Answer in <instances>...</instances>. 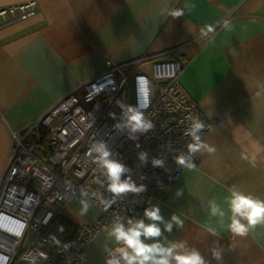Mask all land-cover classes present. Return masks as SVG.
I'll list each match as a JSON object with an SVG mask.
<instances>
[{
  "label": "crops",
  "instance_id": "crops-1",
  "mask_svg": "<svg viewBox=\"0 0 264 264\" xmlns=\"http://www.w3.org/2000/svg\"><path fill=\"white\" fill-rule=\"evenodd\" d=\"M28 1H34L35 14L0 15V182L15 144L12 132L24 139L31 124L102 72L107 60L166 52L162 57L183 64L181 82L212 123L203 140L216 152L197 153L196 168L184 169L153 203L166 219L172 213L184 219L182 229L165 235L186 241L209 264H264V224L234 236L208 214L210 199L227 209L223 198L233 186L264 198V0H0V5ZM166 7L185 14L162 16ZM206 25L214 31L204 36ZM137 71L151 74V63ZM177 189L182 196H175ZM83 198L74 197L60 213L75 228L100 214L92 203L80 216ZM210 227L219 235L209 233ZM106 240L103 230L88 244V264H105ZM213 247L222 249L221 261L212 256Z\"/></svg>",
  "mask_w": 264,
  "mask_h": 264
},
{
  "label": "built area",
  "instance_id": "built-area-1",
  "mask_svg": "<svg viewBox=\"0 0 264 264\" xmlns=\"http://www.w3.org/2000/svg\"><path fill=\"white\" fill-rule=\"evenodd\" d=\"M7 14L12 18L29 17L35 14L34 1L0 5V15ZM165 54H145L120 63L107 60L102 72L78 87L83 89L81 99L71 91L27 128L24 139L12 132L15 144L0 182V264H30L37 249L46 252L48 259L36 256L35 264H88V244L114 215L125 220L141 218L144 208L179 179L184 169L177 167L174 157L187 151L190 137L183 133L190 123L188 117H199L206 125L202 140L212 123L204 120L197 102L181 82L183 64L177 58L162 57ZM147 62L151 63V74L137 71ZM138 76L147 77L154 90L145 112L154 128L136 133L138 139L132 140L126 128L118 130L114 125L120 122L122 111L117 100L137 103ZM29 136L33 141L28 144L25 139ZM96 141L105 142L113 157L131 169L133 181L146 186L144 192L117 198L107 208L100 204L101 194L112 197L106 191L105 177L89 155ZM140 151H147V164L139 160ZM153 157L165 158L166 167H154ZM170 163L174 164L172 169L168 168ZM81 187L88 191L86 198L100 214L95 222L79 226L67 241L60 213L74 197L81 196ZM59 226H63V232ZM29 233L33 237L25 244Z\"/></svg>",
  "mask_w": 264,
  "mask_h": 264
},
{
  "label": "clouds",
  "instance_id": "clouds-1",
  "mask_svg": "<svg viewBox=\"0 0 264 264\" xmlns=\"http://www.w3.org/2000/svg\"><path fill=\"white\" fill-rule=\"evenodd\" d=\"M184 9L166 7L161 11L162 16H171L179 18L183 16ZM224 27L231 29L229 21H224ZM202 35L214 31L212 25H206L201 30ZM151 81L144 76L136 78V96L137 103L126 104L123 100H117V105L121 108L120 122L114 127L118 130L126 128L128 136L132 140H137L136 133H147L154 128V123L149 119L145 112L150 106L151 96L153 94ZM115 118V113H111ZM189 126L184 130V135L190 137L186 144L187 151L179 152L175 157L177 167L194 170L196 164L193 157L197 153L207 152L214 154L216 147L210 145L201 138V133L206 125L199 117H188ZM140 147L139 144L136 145ZM89 155L93 162L98 166L106 180V191L111 194V199L102 194L98 197L101 205L105 208L122 196L129 193L139 195L146 190L144 184H137L133 181L130 173L131 169L121 160L113 157L112 151L103 141H96L91 145ZM243 159H249L243 153ZM138 158L142 164H147L149 157L147 151H140ZM253 167L256 166L255 158L249 160ZM151 164L154 167H166V160L163 157H153ZM128 174V175H126ZM81 196L85 197L79 201V215L85 216L93 207L92 203L86 198L88 191L81 187ZM183 195L182 189H177L175 196ZM223 203L227 209L216 199L208 200V214L216 218V222L221 229L227 230L234 236H247L258 224H264V198H260L251 193L242 191L239 187L233 186L228 189V195L223 198ZM227 217V223L225 218ZM182 229L184 219L177 213H172L170 218L162 215L158 204H151L143 210L141 218H122L119 214L114 215L111 223L104 229L107 240L103 246L105 255V264H209L204 256L195 247H190L183 240H168L165 233L171 234L173 228ZM59 231L63 232V226H59ZM212 235H219L216 228L208 229ZM59 243V241H57ZM69 245L66 244L65 247ZM212 256L217 260H222V249L213 247ZM48 259L46 252L37 249L34 255L30 257V264H35V258Z\"/></svg>",
  "mask_w": 264,
  "mask_h": 264
},
{
  "label": "trees",
  "instance_id": "trees-1",
  "mask_svg": "<svg viewBox=\"0 0 264 264\" xmlns=\"http://www.w3.org/2000/svg\"><path fill=\"white\" fill-rule=\"evenodd\" d=\"M60 222L65 226L66 228V232H65V235H66V239L67 241H71L75 232L77 231L75 228L74 225H72L71 223L67 222V221H64L62 219H60Z\"/></svg>",
  "mask_w": 264,
  "mask_h": 264
},
{
  "label": "rangeland",
  "instance_id": "rangeland-1",
  "mask_svg": "<svg viewBox=\"0 0 264 264\" xmlns=\"http://www.w3.org/2000/svg\"><path fill=\"white\" fill-rule=\"evenodd\" d=\"M82 94H83V89H77L76 91H75V95L78 97V98H82ZM41 131L43 132V133H45V129H43V128H41ZM36 151L38 152V150L36 149ZM33 237V235H32V233H29L28 234V236L26 237V239H25V244H27L30 240H31V238Z\"/></svg>",
  "mask_w": 264,
  "mask_h": 264
}]
</instances>
